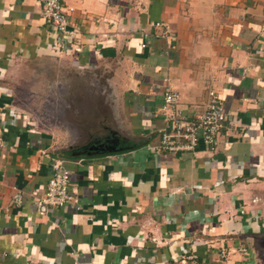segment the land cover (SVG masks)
<instances>
[{"label": "crops", "instance_id": "obj_1", "mask_svg": "<svg viewBox=\"0 0 264 264\" xmlns=\"http://www.w3.org/2000/svg\"><path fill=\"white\" fill-rule=\"evenodd\" d=\"M62 2L71 42L41 0H0V264H264V0ZM54 54L113 68L123 143L58 148L16 114L13 68ZM166 82L188 114L221 96L215 149L157 147ZM61 160L76 200L40 212Z\"/></svg>", "mask_w": 264, "mask_h": 264}, {"label": "rangeland", "instance_id": "obj_2", "mask_svg": "<svg viewBox=\"0 0 264 264\" xmlns=\"http://www.w3.org/2000/svg\"><path fill=\"white\" fill-rule=\"evenodd\" d=\"M114 75L106 63L82 66L72 55L21 62L9 75L14 111L32 129L50 135L58 148L98 143L107 148L108 139L112 144L119 139L112 132L121 129L116 117L123 109L124 94L113 84Z\"/></svg>", "mask_w": 264, "mask_h": 264}, {"label": "built area", "instance_id": "obj_3", "mask_svg": "<svg viewBox=\"0 0 264 264\" xmlns=\"http://www.w3.org/2000/svg\"><path fill=\"white\" fill-rule=\"evenodd\" d=\"M41 2L46 21L54 31L62 35V41L71 42L76 36V29L70 23V15L74 7L65 5L62 0H41ZM180 100V92L166 82L161 110L166 115L167 126L159 129L157 147L180 152L195 150L200 143H205L211 149H215L227 120V112L221 96L216 90L210 89L203 110L193 111L190 114L180 109ZM75 200L76 197L70 189V172L61 160L54 165V172L49 178L46 190L36 200L38 210L43 212L47 207H63ZM14 201L17 204L22 202L20 192L15 194ZM241 249L246 250V247Z\"/></svg>", "mask_w": 264, "mask_h": 264}, {"label": "flooded vegetation", "instance_id": "obj_4", "mask_svg": "<svg viewBox=\"0 0 264 264\" xmlns=\"http://www.w3.org/2000/svg\"><path fill=\"white\" fill-rule=\"evenodd\" d=\"M110 134H108V136L106 137V138H109L110 136H109ZM115 138H117V137H115ZM107 142H109V144H111L112 145V143L110 142V139H108V141ZM121 143H123V139H118V141H116V142H113V144H115V145H120Z\"/></svg>", "mask_w": 264, "mask_h": 264}]
</instances>
